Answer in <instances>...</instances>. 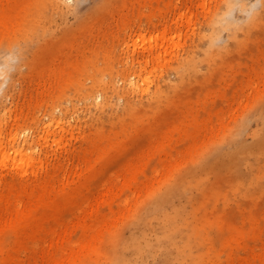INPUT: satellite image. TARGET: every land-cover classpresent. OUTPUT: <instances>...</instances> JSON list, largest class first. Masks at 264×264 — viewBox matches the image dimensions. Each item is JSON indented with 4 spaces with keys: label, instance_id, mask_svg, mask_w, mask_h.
<instances>
[{
    "label": "rangeland",
    "instance_id": "rangeland-1",
    "mask_svg": "<svg viewBox=\"0 0 264 264\" xmlns=\"http://www.w3.org/2000/svg\"><path fill=\"white\" fill-rule=\"evenodd\" d=\"M0 87V264H264V0H0Z\"/></svg>",
    "mask_w": 264,
    "mask_h": 264
},
{
    "label": "bare ground",
    "instance_id": "bare-ground-1",
    "mask_svg": "<svg viewBox=\"0 0 264 264\" xmlns=\"http://www.w3.org/2000/svg\"><path fill=\"white\" fill-rule=\"evenodd\" d=\"M4 74V73H3ZM3 79V78H2ZM5 82V81H4ZM1 88V87H0ZM170 236L173 238V236H172V234H167L166 235V238H167V240H170ZM140 250V249H139Z\"/></svg>",
    "mask_w": 264,
    "mask_h": 264
}]
</instances>
